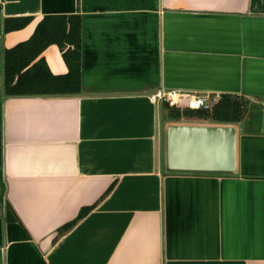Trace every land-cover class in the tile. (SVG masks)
Masks as SVG:
<instances>
[{
	"label": "crops",
	"instance_id": "crops-1",
	"mask_svg": "<svg viewBox=\"0 0 264 264\" xmlns=\"http://www.w3.org/2000/svg\"><path fill=\"white\" fill-rule=\"evenodd\" d=\"M48 14L81 16V92L7 96L4 50ZM0 24V264H264V0H0ZM159 89L250 101L234 172L168 169L167 127L210 123Z\"/></svg>",
	"mask_w": 264,
	"mask_h": 264
},
{
	"label": "trees",
	"instance_id": "trees-1",
	"mask_svg": "<svg viewBox=\"0 0 264 264\" xmlns=\"http://www.w3.org/2000/svg\"><path fill=\"white\" fill-rule=\"evenodd\" d=\"M32 18L19 17L7 19L5 31L25 27ZM81 26L80 15H45L36 26L32 36L13 47L6 48L3 54L4 91L7 96L24 95H74L81 92ZM1 29V24H0ZM51 45H57L68 65L63 74L53 73L42 55ZM250 101L245 97L234 98L223 95L216 103L199 110L179 109L164 103L167 115L175 120L184 116L198 117L210 124L234 125L245 119L249 112ZM7 208L10 212L11 207ZM90 208L80 212L83 218Z\"/></svg>",
	"mask_w": 264,
	"mask_h": 264
},
{
	"label": "water",
	"instance_id": "water-1",
	"mask_svg": "<svg viewBox=\"0 0 264 264\" xmlns=\"http://www.w3.org/2000/svg\"><path fill=\"white\" fill-rule=\"evenodd\" d=\"M166 138L170 171L230 173L236 170L237 129L233 125L170 124Z\"/></svg>",
	"mask_w": 264,
	"mask_h": 264
},
{
	"label": "built area",
	"instance_id": "built-area-1",
	"mask_svg": "<svg viewBox=\"0 0 264 264\" xmlns=\"http://www.w3.org/2000/svg\"><path fill=\"white\" fill-rule=\"evenodd\" d=\"M153 101H160L171 107L199 110L208 105V97L192 91L159 89L151 95Z\"/></svg>",
	"mask_w": 264,
	"mask_h": 264
},
{
	"label": "rangeland",
	"instance_id": "rangeland-1",
	"mask_svg": "<svg viewBox=\"0 0 264 264\" xmlns=\"http://www.w3.org/2000/svg\"><path fill=\"white\" fill-rule=\"evenodd\" d=\"M212 105V104H211ZM187 121H198V122H205L210 123L209 120L198 118V117H192V118H185Z\"/></svg>",
	"mask_w": 264,
	"mask_h": 264
}]
</instances>
